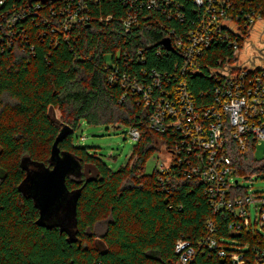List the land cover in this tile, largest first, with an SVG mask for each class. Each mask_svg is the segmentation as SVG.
Here are the masks:
<instances>
[{
	"label": "trees",
	"instance_id": "obj_1",
	"mask_svg": "<svg viewBox=\"0 0 264 264\" xmlns=\"http://www.w3.org/2000/svg\"><path fill=\"white\" fill-rule=\"evenodd\" d=\"M171 1L170 12L183 14L182 22L138 8V2L130 9L126 0H89L84 23L64 34L53 31V20L50 26L40 19L28 21V46L0 54V264H167L178 239L195 242L210 230L213 238L247 247L241 252L250 255L255 237L244 231L231 234L233 211L214 212L200 183L175 170L145 174L155 144L160 141L169 150L168 136L151 131V106L139 94L107 82L111 65L148 86L151 73L169 77L182 64L181 55L166 52L160 43L183 37L196 8L190 0ZM231 1L240 7V24L244 12L264 19V0ZM128 11L136 24L126 29ZM42 16L50 18L47 7ZM226 60L233 61L226 44L203 54L197 61L200 73L187 78L194 93L212 88L207 68ZM82 121L136 129L139 140L127 164L113 171L88 149L75 146L72 135ZM63 126L72 133L58 147L80 163L79 176L66 177L68 191L79 192L75 221L67 228L46 229L35 224L38 210L19 186L27 171L50 165L51 145ZM228 156L236 177L264 173V159L257 161L251 146L240 151L231 144ZM246 194L244 187L232 188V197ZM190 264L229 262L199 252Z\"/></svg>",
	"mask_w": 264,
	"mask_h": 264
},
{
	"label": "built area",
	"instance_id": "obj_2",
	"mask_svg": "<svg viewBox=\"0 0 264 264\" xmlns=\"http://www.w3.org/2000/svg\"><path fill=\"white\" fill-rule=\"evenodd\" d=\"M190 1L197 11L189 29L183 37L170 42L172 51L161 45L166 52L175 51L183 58L173 74L167 77L153 72L151 83L144 86L111 65L107 82L139 94L142 102L151 106L148 122L151 131L168 136L167 151L172 159L156 170L165 175L175 170L182 177L200 183L214 212L233 211L227 228L231 234L244 231L255 237L249 256L241 252L247 251V247L237 248L213 238V230L195 242L180 238L173 248L174 257L167 264H190L199 252L226 259L229 264H264V201L248 193L244 197L231 196L232 188L242 186L233 174L228 156L231 144L245 151L250 146L254 148L257 141L264 143V67L253 68L238 62V52L249 30L264 19L257 12H244L240 24V7L231 0ZM136 2L138 8L144 6L180 22L185 20L179 11L170 12L171 0H126V5L132 9ZM89 3V0H0V54L13 46H28V21L40 19L50 26L53 20V31L67 33L72 25L89 19ZM44 7L48 8L50 18L42 16ZM133 24L136 17L128 11L124 27L129 29ZM221 44L232 50L233 61L207 68L206 75L214 81L212 88L194 93L187 78L200 73L197 61L210 48ZM136 54L140 59L141 52ZM128 129L130 139L138 142V131ZM251 206L253 217L249 212ZM228 247L239 251H228Z\"/></svg>",
	"mask_w": 264,
	"mask_h": 264
},
{
	"label": "rangeland",
	"instance_id": "obj_3",
	"mask_svg": "<svg viewBox=\"0 0 264 264\" xmlns=\"http://www.w3.org/2000/svg\"><path fill=\"white\" fill-rule=\"evenodd\" d=\"M264 21H257L249 30L243 48L238 52V62L253 68L264 67ZM109 63L110 58L107 56ZM59 119L60 114L54 111ZM128 127L125 126H92L80 122L72 135L75 146L88 149L89 154L97 156L111 170L125 166L137 142L130 139ZM84 140H81L80 138ZM156 152L145 164V174H151L159 165L167 166L172 156L166 147L159 142L155 144ZM254 157L257 161L264 159V143H254ZM133 163V162H132ZM131 163V164H132ZM144 172V171H143ZM238 183L246 189L248 195H257L264 201V173H251L246 179L237 177ZM250 216L254 215L253 206L249 209ZM101 231V230H99ZM264 236V232H262Z\"/></svg>",
	"mask_w": 264,
	"mask_h": 264
},
{
	"label": "water",
	"instance_id": "obj_4",
	"mask_svg": "<svg viewBox=\"0 0 264 264\" xmlns=\"http://www.w3.org/2000/svg\"><path fill=\"white\" fill-rule=\"evenodd\" d=\"M165 50L172 51L170 41L165 39L160 43ZM72 129L63 126L51 145L49 166H35V169L27 171L26 177L19 186V190L30 198L38 210V218L35 224L49 229L54 226L67 228L75 221V205L79 192H69L66 186V177L69 175L79 176L80 163L68 152H61L58 144L62 142ZM264 169V163L262 165ZM38 172L49 173L53 179L42 186L30 183V177ZM63 222L56 224L55 222Z\"/></svg>",
	"mask_w": 264,
	"mask_h": 264
},
{
	"label": "snow or ice",
	"instance_id": "obj_5",
	"mask_svg": "<svg viewBox=\"0 0 264 264\" xmlns=\"http://www.w3.org/2000/svg\"><path fill=\"white\" fill-rule=\"evenodd\" d=\"M53 179V176L49 173L38 172L30 177V183L37 186H42L49 183Z\"/></svg>",
	"mask_w": 264,
	"mask_h": 264
},
{
	"label": "flooded vegetation",
	"instance_id": "obj_6",
	"mask_svg": "<svg viewBox=\"0 0 264 264\" xmlns=\"http://www.w3.org/2000/svg\"><path fill=\"white\" fill-rule=\"evenodd\" d=\"M264 43V42H263ZM264 50H262V52H263Z\"/></svg>",
	"mask_w": 264,
	"mask_h": 264
}]
</instances>
